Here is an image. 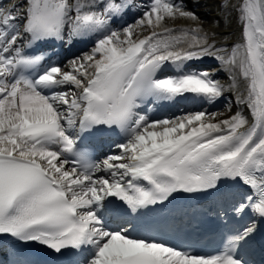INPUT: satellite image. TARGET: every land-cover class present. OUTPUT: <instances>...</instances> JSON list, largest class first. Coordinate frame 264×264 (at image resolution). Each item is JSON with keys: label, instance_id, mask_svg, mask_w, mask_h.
<instances>
[{"label": "snow or ice", "instance_id": "snow-or-ice-1", "mask_svg": "<svg viewBox=\"0 0 264 264\" xmlns=\"http://www.w3.org/2000/svg\"><path fill=\"white\" fill-rule=\"evenodd\" d=\"M132 9L140 15L119 24ZM220 9L237 13L239 44L219 43L226 34L204 29L189 0H0V237L77 257L70 264H249L241 249L264 225V0ZM93 36L90 50L25 74L51 59L43 46ZM206 59L230 83L192 66ZM189 95L223 100L229 114L150 119L151 104ZM100 127L123 141L93 158L85 137ZM224 189L233 190L224 214L248 222L215 254L110 224V212L141 218L177 194Z\"/></svg>", "mask_w": 264, "mask_h": 264}, {"label": "bare ground", "instance_id": "bare-ground-1", "mask_svg": "<svg viewBox=\"0 0 264 264\" xmlns=\"http://www.w3.org/2000/svg\"><path fill=\"white\" fill-rule=\"evenodd\" d=\"M227 2L231 6H235L239 4L240 0H227ZM189 7L192 11L196 12L199 15V17L203 21L204 29L207 30L209 28H213L217 32L226 34L222 40L218 41L219 43H227V45L231 47L241 42V21H239L237 13L235 11H229L228 16L226 17L225 13L220 9V0H198V2L197 0H189ZM207 19L210 20L208 21ZM215 21L219 22L218 27H214ZM187 25L188 22L186 21L178 20L175 22V27L183 28L187 27ZM183 46L185 47L186 45ZM215 71H218V76H224V82L226 85L230 83L228 77L232 74L229 73L227 69L224 70V73L222 72V68H220L219 70L216 69ZM236 75H238V73ZM240 83L241 87H243V81H241ZM229 95L234 97L235 93L233 92ZM236 110L237 109L235 107L232 109L233 112H235ZM221 112H224L225 116L229 114L225 111V106L221 110ZM111 226L114 227L115 225Z\"/></svg>", "mask_w": 264, "mask_h": 264}, {"label": "rangeland", "instance_id": "rangeland-1", "mask_svg": "<svg viewBox=\"0 0 264 264\" xmlns=\"http://www.w3.org/2000/svg\"><path fill=\"white\" fill-rule=\"evenodd\" d=\"M207 20H208V19H207ZM209 20H210V19H209ZM209 20H208V21H209ZM208 21H206V22H208ZM132 22H133V21H132ZM69 60H70V59H69ZM66 62H67V61H66ZM218 110L221 111L220 109H218Z\"/></svg>", "mask_w": 264, "mask_h": 264}]
</instances>
